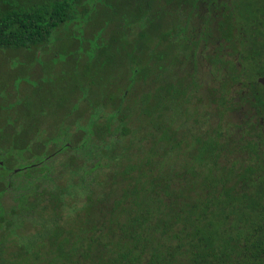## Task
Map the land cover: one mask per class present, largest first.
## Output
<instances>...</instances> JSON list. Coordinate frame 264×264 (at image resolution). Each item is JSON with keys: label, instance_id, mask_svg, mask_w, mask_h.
I'll list each match as a JSON object with an SVG mask.
<instances>
[{"label": "trees", "instance_id": "16d2710c", "mask_svg": "<svg viewBox=\"0 0 264 264\" xmlns=\"http://www.w3.org/2000/svg\"><path fill=\"white\" fill-rule=\"evenodd\" d=\"M0 48L41 76L49 48L89 87L85 107L72 103L89 113H56L55 124V113H24L0 148L26 166L17 180L0 170V264H264V146L238 145L223 113L239 109L229 86L264 76V0H0ZM204 51L218 89L200 101L222 110L213 122L192 111L172 69ZM48 126L70 133L40 142ZM240 151L250 161L238 172ZM64 153L65 180L53 162ZM73 194L87 196L82 207Z\"/></svg>", "mask_w": 264, "mask_h": 264}, {"label": "rangeland", "instance_id": "374dc122", "mask_svg": "<svg viewBox=\"0 0 264 264\" xmlns=\"http://www.w3.org/2000/svg\"><path fill=\"white\" fill-rule=\"evenodd\" d=\"M18 50L15 49H4L0 48V100L1 99H8L9 97H12L14 100L8 107L10 113H17L18 111L22 113H55L52 117V123H56V118L61 116V113H65L72 105L73 102V95H72V89L75 93H83V83H85L86 78L84 79L82 75V70L76 68L75 65H73L70 62H61L56 63L53 61L54 52H51L49 48L44 50V53L42 51L39 52V58L42 59V56H47L49 59V66L51 71H46V74L41 76L38 73H40L41 70L36 69L34 66V61H30V64H28L29 58L27 56H23V59L20 55L23 52H17ZM46 51V52H45ZM48 53V54H46ZM52 55V56H50ZM61 60H65L67 57H57ZM27 62V63H26ZM197 74L199 77V81L201 84H205L207 80L209 79V71L207 68V64L204 60V58H200L199 62L197 63ZM43 69V68H41ZM176 69V76L179 77L185 73H189L188 68H183L181 66H178ZM39 70V71H38ZM94 75H92V79H94ZM35 78V79H34ZM21 83L23 84L21 86ZM66 83V84H65ZM65 84V85H64ZM9 85H13V87L9 88ZM79 85V86H78ZM237 87V86H236ZM22 88V89H21ZM14 89V90H13ZM22 91H26L25 94L22 93ZM240 88L235 89L234 93L237 94V92H241ZM18 95V97L15 94ZM21 95V96H20ZM89 95V91L87 92V96ZM40 99L38 104L36 102ZM89 99V98H88ZM21 100L24 101L25 105L21 104ZM149 102L152 103L153 99H149ZM29 103H31L29 105ZM1 104V103H0ZM58 113V115L56 114ZM94 113H96V109L94 110ZM208 116L209 120H214L212 113H207L203 115V118H206ZM22 126L20 123L16 125V130L21 128ZM57 128H60L57 127ZM57 128H53L52 126H48L45 128V131L43 132L42 136L44 141L46 138L51 137L52 135L56 136L60 132H56ZM32 130V129H31ZM61 132L68 131L66 128H60ZM78 131H81L82 129L78 126ZM41 132V129H40ZM69 132V131H68ZM70 133V132H69ZM72 137H67L68 140H70ZM242 135L236 134V141L239 145L240 142L242 143ZM63 140H58L55 142H52L50 145H48L47 151L48 153L56 152L61 149V144ZM50 149V152H49ZM236 158L238 161H242L244 159V155L242 153H239L236 155ZM68 159V156L64 153L61 154L53 160L54 163L60 164L61 166L57 167L56 175L59 174L61 178H63L66 168H62V164ZM240 164L238 165V167ZM104 170H100V178L102 181L107 182L110 179L109 170L103 168ZM176 171V170H175ZM75 178H77L74 175ZM67 177L64 176V180ZM92 179V178H90ZM77 202L75 204L78 205V207H82L87 199L86 195H80V194H73ZM98 195L101 197V199L108 203L107 197H106V190L102 189L101 187L98 188ZM13 197V196H12ZM12 197L8 196L5 199H3V204L5 206H8L12 202ZM71 197V198H74ZM98 197V196H97ZM76 205V206H77Z\"/></svg>", "mask_w": 264, "mask_h": 264}, {"label": "flooded vegetation", "instance_id": "af4514ba", "mask_svg": "<svg viewBox=\"0 0 264 264\" xmlns=\"http://www.w3.org/2000/svg\"><path fill=\"white\" fill-rule=\"evenodd\" d=\"M205 54H202V52H198V56H200L201 58H204V56L208 53L207 51H204ZM202 54V55H201ZM197 56V57H198ZM200 57H198L200 59ZM206 64L207 61L204 58ZM179 65H176L174 68H172L173 70H175L174 74L176 75V67L181 66L183 68H188L189 69V73H185L179 77H177V80L174 82L176 84H178V90L181 92H183L185 94V96L190 95L191 93L193 94V101H191V104H194V106L192 107V111L196 108V106L198 107L195 111H198V113H212L213 118H215V113L217 112V109L215 108V105L212 104V102L210 100H207V98H203V102L201 103L200 101V97L203 96L205 97L207 94H210V92L212 91L213 93H216V90L218 89L217 84L215 81H213V76L210 73V68L208 67L209 65L207 64V68L209 71V79L207 80V82L205 84H201V82L199 81V77L197 74V67L198 64L194 65V61L191 62L192 65L186 64V63H178ZM3 69V68H0ZM165 74V73H164ZM172 76V75H171ZM262 77H258L255 81L253 80L252 83H247V84H237L236 86H229L228 93H229V100L231 102L234 101L237 103V106L239 109H234L233 106H230L229 110L223 111V113H229L230 116L228 118H231L233 120L229 121L228 125H227V130H230V132L238 134V135H242V145L246 144L249 141H252L254 143L259 144L260 146H264V141L261 142L260 139L263 138L264 140V115H261L260 113H263V107L260 104H257V102L261 101L262 98L264 99V85L260 83V79L263 78ZM163 87L165 89V99L166 101L170 98V94L168 91V86H167V76L166 78L163 80ZM79 86V85H78ZM13 87V85H9V88ZM177 87V85H176ZM88 84L85 82L83 83V90L84 92L77 95V93L74 94V91L72 89V95H73V104H77V101H80V103L84 102V105L82 106L85 107V102H87L85 96L87 94L88 91ZM240 88V90H242L241 92H237V94L234 93L235 89ZM14 90V89H13ZM147 91V89H146ZM15 94V93H14ZM17 97L18 95L15 94ZM151 95V94H150ZM174 95H176L178 97L177 100H179L182 96L180 95L179 92H176ZM21 96V95H20ZM85 98V99H82ZM183 98V97H182ZM199 98V99H198ZM81 99V100H80ZM198 99V100H197ZM261 99V100H260ZM15 100V99H14ZM12 99V97H9L8 99H1L0 100V148L6 146V144L9 142V138H11L10 134H14L16 133V125L18 123L21 124V122H24V113L18 111L17 113H10L9 110V105L14 101ZM40 101V99L36 102V104H38V102ZM22 105H25L24 101L21 100L20 101ZM233 103V102H231ZM31 103H29L30 105ZM73 105H71V107L69 108V110H67L65 113H89V111L86 110H75L72 108ZM222 111V110H221ZM219 113H222V112ZM11 115L10 119L12 120V125L9 126L8 125V117ZM232 115V116H231ZM39 117V116H38ZM14 122V123H13ZM211 122H213V120H211ZM20 129V128H19ZM18 129V130H19ZM23 129V126H22ZM34 130H35V134H34V138L35 141L38 142L39 138H37V135L40 134V125L39 123H34ZM236 140V137H235ZM13 143V142H12ZM263 143V144H262ZM246 149V148H245ZM240 153H242L244 155V159L246 158V161H250L248 153L244 152V151H240ZM2 154L4 155V153L0 152V158L2 157ZM9 153H6V156ZM242 160V161H243ZM242 161H240V166L238 167L237 165V171H244V169L241 167V163ZM9 165H8V164ZM21 167H18V166ZM23 165V161H19V159L17 157H12L10 160H5V159H0V170L4 172L3 168H8L6 169V171L4 172L5 175L7 176H11V178H13V176H16V180L19 179V177L23 176L22 173L25 172V168L26 166H22ZM6 177V176H4ZM236 177V176H235ZM4 188H5V192H8L9 187H7V184L4 182ZM241 195H243L242 192H240ZM9 195V193H8ZM8 197L7 193L4 196V199ZM252 201V200H250ZM249 201V203H250ZM236 203H240L243 204V201L241 200H236ZM254 203V201L252 202ZM241 210V209H240Z\"/></svg>", "mask_w": 264, "mask_h": 264}, {"label": "water", "instance_id": "95a60500", "mask_svg": "<svg viewBox=\"0 0 264 264\" xmlns=\"http://www.w3.org/2000/svg\"><path fill=\"white\" fill-rule=\"evenodd\" d=\"M260 83L264 85V77L260 79Z\"/></svg>", "mask_w": 264, "mask_h": 264}]
</instances>
